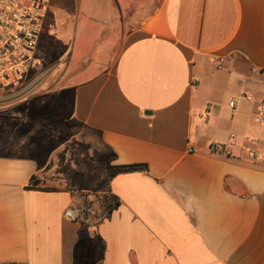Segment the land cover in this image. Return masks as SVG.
Returning <instances> with one entry per match:
<instances>
[{
  "label": "crops",
  "instance_id": "obj_1",
  "mask_svg": "<svg viewBox=\"0 0 264 264\" xmlns=\"http://www.w3.org/2000/svg\"><path fill=\"white\" fill-rule=\"evenodd\" d=\"M140 1L51 0L31 88L119 204L93 223L71 185L42 187L67 141L31 154L46 104L24 100L0 116V264H264V0H156L132 19ZM72 35L93 51L77 67L54 58Z\"/></svg>",
  "mask_w": 264,
  "mask_h": 264
},
{
  "label": "rangeland",
  "instance_id": "obj_2",
  "mask_svg": "<svg viewBox=\"0 0 264 264\" xmlns=\"http://www.w3.org/2000/svg\"><path fill=\"white\" fill-rule=\"evenodd\" d=\"M156 0H141L139 5L135 7L131 18H136L139 14H143L146 9L152 8ZM147 6V7H146ZM74 30V28H72ZM77 33H80V28H77ZM71 37L70 44L64 48L63 53L54 55L57 61L66 58V63L71 65H79L82 58L91 54L93 51L87 45V40H83L80 43V37L73 39ZM67 51L65 52V50ZM41 69L37 76L29 80L30 83L36 84L39 80V75L43 73ZM30 84L28 90L12 97L7 103L0 102V116L3 115H15L24 100H30V106L32 108H40L42 102L46 104V111L44 114L39 115L37 112L30 115V136L28 138V144L30 145L31 154L41 156L42 154H50L52 151L60 146V143L67 141L65 147H62L59 151L52 154L50 168L53 170L50 174L45 175L42 178V187L46 190L63 189L68 185H71V189L78 192L83 207L86 208V199L92 203L90 212L87 213L89 218L94 221L95 215L99 214L103 208H106L111 202L105 196L107 194L108 181L111 178L112 171L107 172V176L99 181V178L104 174L107 167L105 162L97 161L91 155L87 154L85 143L82 138L70 135L67 127L62 125L65 120L60 121L58 118V103L57 99H48V97L36 95L42 93V88L34 90ZM20 121L15 120L14 124L18 125ZM15 125V126H16ZM45 127V128H44ZM46 129V130H43ZM43 130V131H41ZM58 167L57 171L54 169ZM83 189H88L89 192H81ZM106 198V199H105Z\"/></svg>",
  "mask_w": 264,
  "mask_h": 264
},
{
  "label": "built area",
  "instance_id": "obj_3",
  "mask_svg": "<svg viewBox=\"0 0 264 264\" xmlns=\"http://www.w3.org/2000/svg\"><path fill=\"white\" fill-rule=\"evenodd\" d=\"M51 0H0V101L12 100L14 95L24 93L41 70L36 56L38 40ZM234 110L235 101L230 102ZM264 125V112L257 116ZM215 152L222 151L220 145H213ZM253 158L259 151L251 153ZM69 218L80 219L82 213L69 210Z\"/></svg>",
  "mask_w": 264,
  "mask_h": 264
},
{
  "label": "trees",
  "instance_id": "obj_4",
  "mask_svg": "<svg viewBox=\"0 0 264 264\" xmlns=\"http://www.w3.org/2000/svg\"><path fill=\"white\" fill-rule=\"evenodd\" d=\"M127 169H129V167H120V168L118 169V172H123V171H125V170H127ZM32 183H33V185H37V184H38V182L35 181L34 178H33ZM105 197L107 198V196H105ZM106 198H105V199H106ZM118 204H119L118 202L111 201V202L109 203V205H108L106 208H103V209L101 210V212H99V214H96V215H95V220L92 221V222H93V223H98V222H101L102 220H104L106 217H108V216L112 213L113 209H114L116 206H118ZM91 205H92V203H90V202L88 201V199H86V208L84 209V213L86 214L85 217H88V214H87V213H89L90 211L87 210V209L92 208Z\"/></svg>",
  "mask_w": 264,
  "mask_h": 264
}]
</instances>
